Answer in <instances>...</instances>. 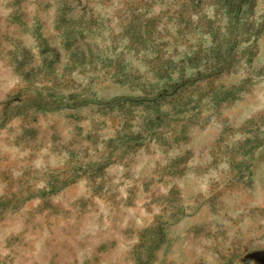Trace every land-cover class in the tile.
Returning <instances> with one entry per match:
<instances>
[{"label": "rangeland", "instance_id": "obj_1", "mask_svg": "<svg viewBox=\"0 0 264 264\" xmlns=\"http://www.w3.org/2000/svg\"><path fill=\"white\" fill-rule=\"evenodd\" d=\"M0 264H264V0H0Z\"/></svg>", "mask_w": 264, "mask_h": 264}]
</instances>
